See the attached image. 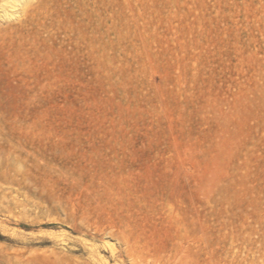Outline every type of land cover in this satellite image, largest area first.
<instances>
[{
    "label": "rangeland",
    "instance_id": "374dc122",
    "mask_svg": "<svg viewBox=\"0 0 264 264\" xmlns=\"http://www.w3.org/2000/svg\"><path fill=\"white\" fill-rule=\"evenodd\" d=\"M0 264H264V0H0Z\"/></svg>",
    "mask_w": 264,
    "mask_h": 264
},
{
    "label": "bare ground",
    "instance_id": "6f19581e",
    "mask_svg": "<svg viewBox=\"0 0 264 264\" xmlns=\"http://www.w3.org/2000/svg\"><path fill=\"white\" fill-rule=\"evenodd\" d=\"M2 154V160H0V167L3 165V163H4V159H5V154L4 153H1Z\"/></svg>",
    "mask_w": 264,
    "mask_h": 264
}]
</instances>
